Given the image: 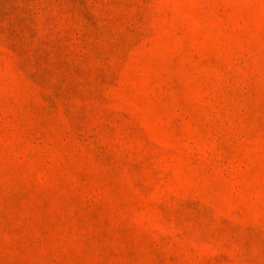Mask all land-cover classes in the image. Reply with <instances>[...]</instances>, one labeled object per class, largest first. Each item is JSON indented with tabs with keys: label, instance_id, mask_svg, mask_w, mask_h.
<instances>
[{
	"label": "rangeland",
	"instance_id": "374dc122",
	"mask_svg": "<svg viewBox=\"0 0 264 264\" xmlns=\"http://www.w3.org/2000/svg\"><path fill=\"white\" fill-rule=\"evenodd\" d=\"M0 264H264V0H0Z\"/></svg>",
	"mask_w": 264,
	"mask_h": 264
}]
</instances>
